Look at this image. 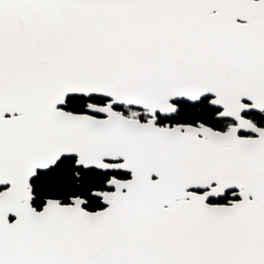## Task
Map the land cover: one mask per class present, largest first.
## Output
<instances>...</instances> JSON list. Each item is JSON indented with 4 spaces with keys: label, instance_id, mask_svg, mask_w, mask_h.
Segmentation results:
<instances>
[{
    "label": "snow or ice",
    "instance_id": "1",
    "mask_svg": "<svg viewBox=\"0 0 264 264\" xmlns=\"http://www.w3.org/2000/svg\"><path fill=\"white\" fill-rule=\"evenodd\" d=\"M0 264H264V0H0Z\"/></svg>",
    "mask_w": 264,
    "mask_h": 264
}]
</instances>
